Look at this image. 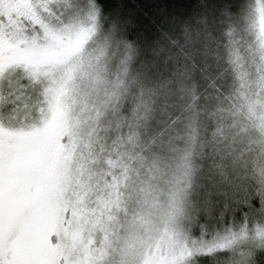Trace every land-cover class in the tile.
Listing matches in <instances>:
<instances>
[{
    "label": "snow or ice",
    "instance_id": "snow-or-ice-1",
    "mask_svg": "<svg viewBox=\"0 0 264 264\" xmlns=\"http://www.w3.org/2000/svg\"><path fill=\"white\" fill-rule=\"evenodd\" d=\"M0 264H264V0H0Z\"/></svg>",
    "mask_w": 264,
    "mask_h": 264
}]
</instances>
